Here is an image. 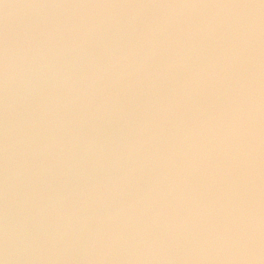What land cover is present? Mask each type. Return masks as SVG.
I'll return each instance as SVG.
<instances>
[{"label":"clouds","instance_id":"obj_1","mask_svg":"<svg viewBox=\"0 0 264 264\" xmlns=\"http://www.w3.org/2000/svg\"><path fill=\"white\" fill-rule=\"evenodd\" d=\"M0 264H264V0L5 3Z\"/></svg>","mask_w":264,"mask_h":264},{"label":"water","instance_id":"obj_2","mask_svg":"<svg viewBox=\"0 0 264 264\" xmlns=\"http://www.w3.org/2000/svg\"><path fill=\"white\" fill-rule=\"evenodd\" d=\"M35 2V0H0V32L3 30L4 4L19 5L25 3ZM26 10L10 9L9 22L13 31L22 33L28 17L24 14Z\"/></svg>","mask_w":264,"mask_h":264}]
</instances>
